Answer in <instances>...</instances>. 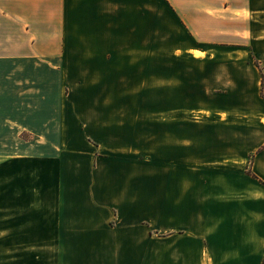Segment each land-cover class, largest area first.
<instances>
[{"label":"crops","instance_id":"0c3cea01","mask_svg":"<svg viewBox=\"0 0 264 264\" xmlns=\"http://www.w3.org/2000/svg\"><path fill=\"white\" fill-rule=\"evenodd\" d=\"M0 264H264V0H0Z\"/></svg>","mask_w":264,"mask_h":264},{"label":"rangeland","instance_id":"374dc122","mask_svg":"<svg viewBox=\"0 0 264 264\" xmlns=\"http://www.w3.org/2000/svg\"><path fill=\"white\" fill-rule=\"evenodd\" d=\"M165 107H166V103L161 102V108H165Z\"/></svg>","mask_w":264,"mask_h":264}]
</instances>
